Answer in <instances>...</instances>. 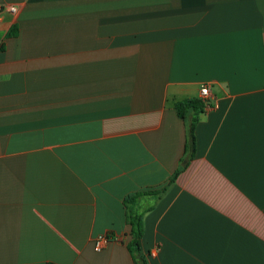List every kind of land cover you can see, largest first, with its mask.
I'll return each mask as SVG.
<instances>
[{"label": "crops", "instance_id": "0c3cea01", "mask_svg": "<svg viewBox=\"0 0 264 264\" xmlns=\"http://www.w3.org/2000/svg\"><path fill=\"white\" fill-rule=\"evenodd\" d=\"M0 8V264H134L137 193L149 264H264V0Z\"/></svg>", "mask_w": 264, "mask_h": 264}, {"label": "trees", "instance_id": "16d2710c", "mask_svg": "<svg viewBox=\"0 0 264 264\" xmlns=\"http://www.w3.org/2000/svg\"><path fill=\"white\" fill-rule=\"evenodd\" d=\"M17 34V27L13 26L7 33L8 37ZM173 108L177 116L183 121L186 130V145L184 158H192L195 150L194 129L199 120V115L204 109V103L200 99H188L175 102ZM175 176V175H174ZM170 182L159 190L148 192L155 196L156 200L160 199L168 190L173 178ZM143 193L130 194L123 199V207L125 211V222L130 227V240L126 248L134 264H149L146 255L143 253L141 239L143 234V215L151 210L145 209L143 212H137L135 209L136 202L143 196ZM54 264V263H46Z\"/></svg>", "mask_w": 264, "mask_h": 264}, {"label": "built area", "instance_id": "2783aa9c", "mask_svg": "<svg viewBox=\"0 0 264 264\" xmlns=\"http://www.w3.org/2000/svg\"><path fill=\"white\" fill-rule=\"evenodd\" d=\"M0 11H1V8H0ZM9 11L15 12L16 9L14 7H9ZM199 97H200V100H202L203 103L205 105H207V101H208L210 95H209V88L206 85H203L200 87ZM107 242H108V240L106 237H104V236L98 237L94 241V250L100 251L106 245Z\"/></svg>", "mask_w": 264, "mask_h": 264}]
</instances>
